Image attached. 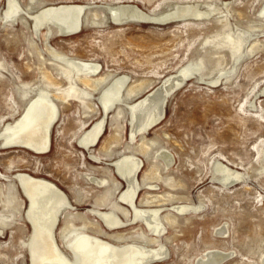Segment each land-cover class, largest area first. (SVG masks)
Here are the masks:
<instances>
[{"label":"rangeland","instance_id":"obj_1","mask_svg":"<svg viewBox=\"0 0 264 264\" xmlns=\"http://www.w3.org/2000/svg\"><path fill=\"white\" fill-rule=\"evenodd\" d=\"M17 1L32 16L43 7L61 4H86L91 12H85L87 18H83L87 20H83L81 32L64 36L54 28L36 32L27 14L5 22L8 0H0V134L24 117L40 89L55 94L58 84L67 88L68 81L59 72L69 60L99 64L95 78L104 76L107 81L93 90L77 82L79 89L92 91L87 100L92 110L74 99L68 103L54 96L59 114L51 129L48 154L0 147V200L11 195L18 199L5 215L8 226L0 230V264H31L33 229L26 217L29 202L15 179L19 174L51 182L67 195L73 209L61 213L55 236L71 259L76 238L89 235L119 246L163 245L168 254L153 264H197L212 251L230 255L222 264H264V0ZM120 4L135 5L151 15L182 5L210 14L203 19L119 26L110 20L106 8ZM229 29L251 34L239 58L232 57L228 49H213L217 35ZM253 46L254 52H250ZM200 60L206 63L203 74L194 71L168 96L163 120L132 139L128 105L136 104L165 78ZM45 76L52 77L57 86L49 85ZM119 77H127L123 97L131 87H148L131 101L126 96L128 105H115L104 116L99 98ZM120 108L123 115L117 119L114 115ZM101 118L106 121L99 144L82 149L79 139ZM141 148H148L147 156L142 155ZM163 151L172 158L169 167L160 157ZM130 155L142 164L136 176L141 184L136 206L161 210L159 217L165 226L162 237H156L141 219L132 220V207L121 201L127 183L113 163ZM155 164L159 172L152 169ZM218 165L239 178L231 183L221 181ZM92 179L104 180L106 185H97ZM118 205L123 228L110 230L91 214L93 210L111 212ZM177 205L190 209L180 213ZM69 213L79 215L71 224L79 229L87 226V231L62 236ZM167 216L171 221L166 222Z\"/></svg>","mask_w":264,"mask_h":264},{"label":"bare ground","instance_id":"obj_2","mask_svg":"<svg viewBox=\"0 0 264 264\" xmlns=\"http://www.w3.org/2000/svg\"><path fill=\"white\" fill-rule=\"evenodd\" d=\"M7 6L8 8L3 15V20L7 23L13 22L22 14H27V16L29 15L28 12H25L27 10L24 11L21 8L17 0H8ZM89 9L90 6L86 4H61L56 6L43 7L37 12V14L35 12L36 15H29V17L33 19V24L36 32H39L43 28L47 27V30H49L50 32L51 29L54 28L56 29L57 33H60L61 35L72 36L81 32L82 26L84 24L83 16L85 17L84 14ZM106 11L109 13L110 20L114 24L119 26H123L129 23H167L179 19L185 21V19L189 17H191V19H201L202 17L208 16L209 18L210 14L207 11L201 12L192 5L176 6L172 11L168 10L170 12L160 15L148 14L145 11L141 10L139 7L131 4L107 6ZM261 15L264 16V7H262ZM93 16L98 17V14L94 13ZM22 19L25 18L22 17ZM93 23L95 24L96 22L93 21ZM225 28H227V25L222 27L224 31ZM233 32H231L229 29V31H227L226 33L217 35L216 40L212 45L215 52L220 49H228L232 57L234 58H239L244 54H242L243 46L245 43L247 44L249 37L251 38V34L249 35L246 32ZM253 49L254 46L252 47L250 52ZM51 53L55 54L57 57H60V55L56 54L55 52L51 51ZM67 63L68 66H61L59 72L63 75V78H66V80L68 81L67 88L65 87V89H62L57 83L58 88L57 93L55 94H52L48 89H40L35 100H33V102L29 104L30 106L28 107L24 117L20 119L15 125H7L6 130L2 134H0V147L4 145V150L12 148H22L36 155L48 154L51 150V129L56 122L59 114L58 105L54 100L57 98L54 96H57L60 100L65 102H68V100L70 99H74L84 107L87 106L88 108H90V105L88 106L89 103L87 102V100L92 91L88 93L86 92V90L84 91L79 89L80 87L77 85V82L79 81L83 83L86 87H92V90L93 88L96 89L106 80V77L104 76L95 78L99 74L101 66L99 64L81 62L76 60H69ZM218 64L220 65V62H218L216 66ZM205 68L206 63L204 62V60H200L193 64H188L187 66L180 69L175 75L165 78L157 87L153 88L142 99H140L139 101L137 100L138 102L136 101L137 103L134 105H128L129 102L126 101H128V98H130L129 101H131V97L139 94L140 91L143 88H147L148 85L146 84L144 86L143 84H140L137 87L129 88V90L126 91V96L128 98L125 96L127 100H123L125 98L122 96L123 88L127 82V77H119L112 82L111 86L102 91V94L99 98L103 107L104 116L105 114H107L108 110H111L115 105L121 106L122 103L127 104L132 117L131 135L132 139H134L137 134L145 132L148 129L157 126L163 120L165 109L164 104L166 98H168V96L172 92L179 88L182 85L183 81L186 78H189L194 71H197L198 73H200V75H202ZM45 78L49 80V85L57 86L56 84H54L55 82L53 83L54 80L51 81L52 77H50L49 79L48 76H45ZM90 109L92 110V108ZM122 110L123 109L120 108L117 113L115 111L116 114L114 115V117L119 119L123 115ZM105 121L106 120L101 118V120L96 122L90 128V130L86 131L85 134L82 135V137L79 139V145L82 149L90 150V148H93L99 144L104 130ZM140 152H143L142 155L144 154L145 156H147L148 148L142 149V151ZM160 155L162 162H164L165 164V167H169L172 162L170 154L163 151V153H161ZM141 165L142 164L140 160L138 161L133 155L122 157L113 163L114 169L117 171L118 175L122 177L127 183V190H125V192L121 195V201L124 205H129L130 207H132V220L141 219V221H144L149 229H151L154 234H156V237H158L164 232L165 227L163 226L162 221L159 217V213L161 210L159 211L152 208L146 209L145 207V209H140L136 206L135 203L138 190L139 188H141L139 180L136 179ZM216 168L218 174L222 175L220 180L225 183H231L234 178L238 179L240 176L237 173H232L227 167L223 165H218V167ZM152 169H154V171H158L159 165L155 164ZM15 179L19 182L24 196L29 202V209L27 211L26 217L33 229V235L30 245L31 264H153L162 261L168 254L166 248L163 245H159L158 247L154 248L141 244L119 246L111 244L110 242L103 241L97 236L81 235L77 237L73 243L72 253L74 259H71L61 250L55 236V230L57 228L61 213L63 211H70L73 209L67 195L55 184L45 180L36 179L27 174H19L15 176ZM92 181L97 185H106V181L104 180L92 179ZM145 183L146 182H144V184ZM160 198L162 199V197ZM16 200L18 199H16L13 195L8 196L5 200H0V230L1 227L8 226V222H6L7 218L5 215L10 214V208L15 204ZM150 203L152 202L150 201ZM154 203L155 202H153L152 204ZM159 203H161V201ZM177 206H175V209L180 213H185L190 209V206ZM120 208L121 207H119L118 205L115 210H112L111 212L93 210L91 214L99 217L102 220V223L104 222L106 227H108L110 230H117L125 226L124 221H122L117 214V210ZM122 213H127L126 215H128V211L123 209ZM67 216L68 223L62 230V236L65 237L67 234L72 233L73 231H87V226L79 229L75 225L71 224L73 219L79 215L69 213L67 214ZM169 217L167 216L168 220L166 222L171 221V218ZM92 224L93 223H90V225ZM100 228L101 227H99V229ZM100 230L102 231V229ZM114 235L115 234H113V236ZM119 235L121 236V234ZM120 236L117 238L121 239ZM140 238H142L143 240L144 236L141 235ZM151 242H156V240H152ZM223 253L217 251L209 252L205 256V258L198 260L197 264H222V260L228 257V255H225Z\"/></svg>","mask_w":264,"mask_h":264},{"label":"water","instance_id":"obj_3","mask_svg":"<svg viewBox=\"0 0 264 264\" xmlns=\"http://www.w3.org/2000/svg\"><path fill=\"white\" fill-rule=\"evenodd\" d=\"M188 78H186L185 80H187ZM185 80L183 81V83L185 82ZM182 83V84H183ZM167 102V98H166V100H165V103ZM165 105V104H164ZM230 256H228L226 259H223L222 261L224 262V261H226L228 258H229Z\"/></svg>","mask_w":264,"mask_h":264}]
</instances>
